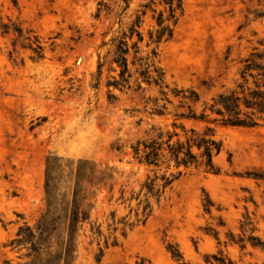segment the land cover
<instances>
[{
    "label": "rangeland",
    "instance_id": "1",
    "mask_svg": "<svg viewBox=\"0 0 264 264\" xmlns=\"http://www.w3.org/2000/svg\"><path fill=\"white\" fill-rule=\"evenodd\" d=\"M99 1L0 0V264H58V232L39 254L41 262H34L36 254L25 256L28 246L10 245L21 226L34 228L46 212V162L53 156L112 170V192L108 185L85 193L82 206L90 208V219L70 264H177L168 245H176L188 264H206L205 258L217 253L233 264H264V248L235 242L251 235L264 243V179L255 177L264 175V122L255 128L216 125L222 150L214 162L220 172L187 170L159 202L149 199L152 211L144 222H135L137 200L119 199L121 189L124 198L138 194L148 174L129 163V145L152 125L169 126L170 117L149 115L152 100L161 98L157 86L120 92L107 88L115 75L107 66L98 76L109 40L150 0H131L124 15L121 0H104L112 13L97 19ZM153 2L156 11L164 9ZM143 20L147 39L152 12ZM262 41L264 0H182L173 35L159 46L157 62L169 89L197 92L200 100L193 109L199 113L204 103L233 87L240 61L255 47L263 50ZM29 42L41 46V58ZM173 110L167 104V111ZM50 190L58 193V186ZM53 208L50 228L58 226V200ZM123 218L134 223L124 236L118 223ZM91 226H100V238Z\"/></svg>",
    "mask_w": 264,
    "mask_h": 264
},
{
    "label": "trees",
    "instance_id": "2",
    "mask_svg": "<svg viewBox=\"0 0 264 264\" xmlns=\"http://www.w3.org/2000/svg\"><path fill=\"white\" fill-rule=\"evenodd\" d=\"M121 1L125 4L121 13L124 15L131 0ZM158 1L164 9L156 11L153 8V0L143 4L142 11L136 14L134 20L109 40V48L97 65L98 76L102 74L104 66H107L109 72L115 74L106 81L107 88L123 92L143 90L142 84L157 86L161 98L152 100L154 106L149 115L152 118L170 117L169 126L161 128L152 125L150 130L145 132V137L136 139L129 145L132 160L129 163L148 170L138 194L134 196L131 192L129 198H124L125 191L120 190L119 199L137 200L136 224L144 222L150 215L152 206L149 199L153 198L155 202H159L165 191L187 170L201 168L210 174L220 172L214 162V158L222 150L221 142L215 138L214 127L216 125L255 128L264 122V49L253 48L240 61L238 78L233 87L218 93L209 102L204 103L199 113L193 109L200 100L194 89L176 86L169 89L165 83L164 72L158 66V48L172 37L178 14L182 12V0ZM147 11L152 12L154 25L148 29L147 39H145L141 27ZM101 13L106 15L112 13L104 0L98 2L95 17L98 19ZM3 28L8 29L7 26ZM27 45L36 54L37 59L42 57L41 46L35 42H29ZM104 45H107V42H103L102 46ZM260 45L264 46V41L260 42ZM165 89H169V92ZM159 100L163 101L162 105H158ZM174 100L177 101L176 104ZM167 104L173 106L172 112L167 111ZM183 109L186 111H181ZM188 123L198 124L200 128L187 126ZM255 177L264 179L262 174ZM112 180L111 169H100L92 161L64 162L60 157L48 158L46 162V194L48 197L46 212L34 228L28 225L21 226L10 245L13 247L28 246V253L25 256L29 258L36 254L34 262H41L39 254L49 247L51 235L58 232V264L72 263L80 231L90 219V208L82 206L85 193L88 187L100 188L108 185L109 191L112 192L113 185L110 184ZM55 186H58V193L50 190ZM143 191V198H141ZM57 200L58 214L55 219L58 218V226L50 228L49 225L52 222H48L56 213L52 211H55L53 205H57ZM209 206H212V203L207 198L205 208L207 212ZM111 214L114 218V212ZM118 223H122L123 236L126 234V228L131 229L134 226V223L125 218ZM113 225L112 231L115 233L116 223L114 222ZM91 233L97 238L102 236L100 226H91ZM107 241L108 238H106ZM245 241L254 247L264 248V243L251 235L246 238L241 237L235 242L243 244ZM116 244V237L113 236L111 245ZM167 250L174 262L188 264L176 245H168ZM102 255L103 251L100 249L96 257L97 263H100ZM47 256L51 257V253H47ZM204 261L206 264H233L221 253L208 256Z\"/></svg>",
    "mask_w": 264,
    "mask_h": 264
}]
</instances>
